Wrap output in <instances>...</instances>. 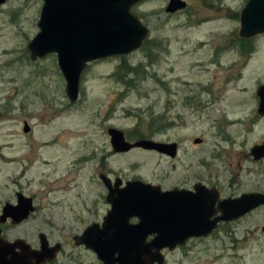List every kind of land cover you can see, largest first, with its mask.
I'll return each instance as SVG.
<instances>
[{"label": "rangeland", "instance_id": "rangeland-1", "mask_svg": "<svg viewBox=\"0 0 264 264\" xmlns=\"http://www.w3.org/2000/svg\"><path fill=\"white\" fill-rule=\"evenodd\" d=\"M189 1V11L174 15L166 11L168 0L134 7L149 28L143 45L89 62L75 102L57 54L32 59L28 49L44 0L0 4V203L15 201L19 191L35 206L9 229V240L38 246L44 233L62 246L47 264H104L75 241L111 207L102 174L163 190L202 182L223 197L264 193V158L251 154L264 141L257 94L264 33L239 35L248 0ZM111 127L131 142H177L178 154L116 152ZM163 253V264H264V206Z\"/></svg>", "mask_w": 264, "mask_h": 264}, {"label": "water", "instance_id": "water-1", "mask_svg": "<svg viewBox=\"0 0 264 264\" xmlns=\"http://www.w3.org/2000/svg\"><path fill=\"white\" fill-rule=\"evenodd\" d=\"M143 0H44L40 31L29 42L31 58L57 54L58 64L66 79V92L72 102L78 100L82 74L89 64L111 56L127 55L139 49L149 28L143 24L132 7ZM6 0H0V4ZM186 4L171 0L167 11ZM240 37L251 39L264 33V0H248L240 14ZM258 112L264 116V84L258 88ZM25 131L30 127L26 123ZM114 151L127 152L135 147L156 150L174 158L178 154L177 142L139 139L131 142L123 130H108ZM201 143V138L194 140ZM254 159L264 158V141L251 149ZM108 188L106 201L110 209L102 223L89 225L75 236L78 245L93 250L104 264H163V250H173L194 237H206L221 222L237 220L264 206L263 192H245L240 196L221 198L216 187L199 182L194 189L173 188L163 190L139 179L113 181L102 174ZM35 210L32 197L22 196L17 205L5 209L16 224L29 218ZM220 212V213H219ZM135 218L137 222L131 220ZM42 250L14 255L19 246L24 252L29 245L24 240L12 244L0 239V264H27L36 258L40 264L53 259L60 244L49 247L47 236L40 235ZM31 264V263H30Z\"/></svg>", "mask_w": 264, "mask_h": 264}, {"label": "flooded vegetation", "instance_id": "flooded-vegetation-1", "mask_svg": "<svg viewBox=\"0 0 264 264\" xmlns=\"http://www.w3.org/2000/svg\"><path fill=\"white\" fill-rule=\"evenodd\" d=\"M146 1H149V0H143V1H141V2H139V3H137V4H135L133 7H132V9L134 8V7H136V6H138L139 4H141V3H143V2H146ZM170 1L171 0H168V5H169V3H170ZM182 1H184L185 2V6L184 7H179V8H177L176 10H174V11H172L171 10V12H168L167 10V12L168 13H170V14H172V15H174V14H177V13H180V12H185V11H189L190 9H191V2L189 1V0H182ZM167 5V6H168ZM166 9H167V7H166ZM259 108V107H258ZM259 113V112H258ZM260 115V114H259ZM116 179V178H115ZM115 179L113 180V181H115ZM126 182V181H125ZM199 183V182H198ZM202 183V182H201ZM195 184H197V183H195ZM195 184L192 186V187H190V188H186V189H194V186H195ZM204 184V183H203ZM206 185V184H205ZM107 187V186H106ZM209 187V186H208ZM214 187V186H213ZM219 190V189H218ZM219 193L221 194V192H220V190H219ZM22 196H27V197H32V196H28V195H26V194H24V193H22V192H19V191H17L16 192V200L15 201H10V200H5L3 203H0V239H2V240H4L5 242H8V243H10V244H12V243H14V242H16V241H18V240H22V239H14V240H9V238H8V236H7V232L9 231V229H11L12 227H14L15 225H16V223H15V220L11 217V216H5L4 217V215H5V213H7V211H5V209L7 208V207H9L10 205L12 206H14V205H17V203H18V201H19V198L21 197L22 198ZM229 197H232V196H229ZM33 198V201H34V197H32ZM221 198H227V197H223L222 195H221ZM220 213V212H219ZM234 221V220H233ZM228 222H231V221H228ZM222 223H226V222H221V223H219V225L220 224H222ZM218 225V226H219ZM217 229V228H216ZM215 229V230H216ZM214 230V231H215ZM213 231V232H214ZM213 232H211L210 234H212ZM42 233H40L39 234V237H40V235H41ZM209 234V235H210ZM208 235V236H209ZM207 237V236H206ZM192 239V238H191ZM49 240V247H54V246H56L57 244H59V243H56V244H52L51 243V241H50V239H48ZM190 240V239H189ZM188 240V241H189ZM187 241V242H188ZM27 244L29 245V248L24 252L19 246H17V247H15L14 248V251L13 252H11L8 256H9V258H10V255L12 254V253H14V255H19V254H25V255H30V254H32V253H35V252H38V251H41L42 250V248H41V246H42V243H41V238H40V243H39V245L38 246H34V245H31L30 243H28L27 242ZM85 246V245H84ZM179 247V246H178ZM177 247V248H178ZM62 249V246H61V244H60V248L58 249V251L55 253V257L53 258V259H46L44 262H41L40 264H47L48 262H50V261H52V260H54L56 257H57V254L60 252V250ZM168 248H166V249H164V250H167ZM176 249V248H175ZM163 250V251H164ZM170 250V249H169ZM28 263L30 264H32V263H36V258L35 257H33V258H29V260H28ZM26 264H27V260H26ZM77 264H86V263H84V262H78ZM157 264V263H156Z\"/></svg>", "mask_w": 264, "mask_h": 264}, {"label": "trees", "instance_id": "trees-1", "mask_svg": "<svg viewBox=\"0 0 264 264\" xmlns=\"http://www.w3.org/2000/svg\"><path fill=\"white\" fill-rule=\"evenodd\" d=\"M242 40H248V39H242ZM137 68H132L131 70H136Z\"/></svg>", "mask_w": 264, "mask_h": 264}]
</instances>
